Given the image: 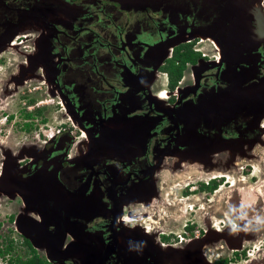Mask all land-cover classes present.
Masks as SVG:
<instances>
[{
	"label": "flooded vegetation",
	"instance_id": "obj_1",
	"mask_svg": "<svg viewBox=\"0 0 264 264\" xmlns=\"http://www.w3.org/2000/svg\"><path fill=\"white\" fill-rule=\"evenodd\" d=\"M177 1L181 7L173 12L159 0L140 5L134 0H0V48L7 44L9 35L16 34L11 43L16 41L29 24L40 29L37 54L30 67L39 66L46 73L52 92L64 101L61 105L66 114L67 105L78 122L72 120L70 128L54 135L42 150L30 152L29 161L17 160V167L8 165L21 171L25 183L38 179L44 193L26 192L24 197L32 202L29 206L20 194L11 195L20 199L22 209L8 219L21 238L19 248L26 253L28 248L29 255L13 256L2 243L0 264H24L35 257L47 264H138L135 253H143L137 262L152 264L154 237L145 231H130L121 220L129 208L155 197L156 177L166 158L207 156L183 152L201 139L206 142L205 149L226 146V151L262 139L264 117L256 126L254 116L245 111L242 99H247L244 95L251 90L240 94L238 85L224 75L226 64L215 41L220 59L199 64L206 58L193 44L196 37L203 36L195 31L202 24L201 2ZM190 37L195 38L178 42ZM172 44L176 46L165 56L163 50ZM183 45H192L200 58L196 64L186 65L182 79L171 90L170 75L164 68ZM256 54L261 55L259 62L248 63L252 69L245 70L254 75L249 82L258 84L264 79V48ZM190 65L193 69L187 68ZM188 69L194 74L193 82L181 86ZM158 75L166 80V92L171 94L166 105L158 97ZM238 103L239 110L228 115L227 109ZM194 107L200 112L211 109L212 113L200 117L197 110H191ZM108 127L114 132L113 139L96 140L95 135L104 136ZM83 128L91 140L86 136L79 141ZM80 142L84 143L81 152ZM220 179L211 181L223 183L226 178ZM41 215L50 226L39 236L42 242L49 240L51 230L52 239L64 244L66 254L54 263L49 261L47 250L42 256L34 247L33 251L30 240L17 228L18 220L21 225L30 224L29 218L42 222ZM165 236L155 240L164 241ZM116 237L122 246L123 239L131 242L133 254L114 250ZM37 242L42 243L41 239Z\"/></svg>",
	"mask_w": 264,
	"mask_h": 264
},
{
	"label": "rangeland",
	"instance_id": "obj_2",
	"mask_svg": "<svg viewBox=\"0 0 264 264\" xmlns=\"http://www.w3.org/2000/svg\"><path fill=\"white\" fill-rule=\"evenodd\" d=\"M261 1L258 7L264 16V0ZM40 31L29 24L20 32L18 46L13 47L10 43L0 48V176L8 156L18 161L28 160L30 152L42 150L51 134L63 133L72 122L61 105L64 101L52 92L46 73L39 66L30 67L37 54L35 43ZM193 44L196 50L200 48L206 54L199 64L216 57L220 59L219 47H215L212 38L198 36ZM175 46L167 45L164 55L169 56ZM189 67L193 69L191 65ZM191 69L188 71L193 73ZM156 82L161 86L160 91L162 88L166 91L163 77L156 78ZM191 82L193 80L189 78L187 82H181V86ZM161 100L166 105V99ZM29 114L32 116L27 117ZM27 124L29 129H26ZM81 136L79 141H84ZM83 144L77 143L80 152ZM255 170L257 176H254ZM222 177L228 182L226 179L223 183L218 182L217 190H200L201 184H211ZM214 178L217 180L212 182ZM231 179L236 181L237 187L230 186ZM156 190V201L148 200L128 209L143 217L151 216L154 222L142 220L130 223L128 227L130 231H145L150 225L152 230L147 234L154 239L161 234L169 236L168 241H151H157L162 249V245L171 246L181 252L179 260L164 264H182L185 257L196 260L193 264L198 260L202 261L200 264H264V136L231 151L201 157L166 158L156 177ZM188 190L193 193L187 196ZM21 209L17 196L0 195V244H4L5 250H11L13 256L27 257L29 250L27 248L26 253L19 248L21 238L13 230V221L8 219ZM188 225L194 228L188 230ZM44 250H38V253L42 256Z\"/></svg>",
	"mask_w": 264,
	"mask_h": 264
},
{
	"label": "water",
	"instance_id": "obj_3",
	"mask_svg": "<svg viewBox=\"0 0 264 264\" xmlns=\"http://www.w3.org/2000/svg\"><path fill=\"white\" fill-rule=\"evenodd\" d=\"M121 2H131L132 0H118ZM138 1V2H136ZM158 1V0H157ZM195 1L199 5V1L201 2V10H200V19L202 24L200 27H197L195 31L200 33L201 35L212 38L217 44L220 46L222 50V59L226 64V70L224 75L232 80L233 85H238L237 89H239L240 94L244 93L243 90L249 91L252 90L255 86H258L256 89L264 86V79H260L259 83L249 82L254 75L249 72L246 73L242 64H250L251 62L256 64L261 59L260 54H256L259 49L264 48V16L263 10H259V3H262L261 0H192ZM135 3L140 5L141 3H150L151 0H134ZM140 3V4H139ZM165 3L166 10L176 12L180 5H178L177 0H159V4ZM32 13V12H31ZM32 15H35L32 14ZM28 20V19H26ZM25 20V21H26ZM16 34L9 35L7 44L11 43ZM5 37H3L4 39ZM2 49H0V53ZM239 70V71H238ZM249 85H246V83ZM244 101V109L249 113V115H253L256 121V126L259 125V122L264 117V92L259 93L257 96L252 99H242ZM74 106V105H73ZM231 108H228V115H234L237 110H239L241 104H233ZM68 110V114L72 117L74 122H77L75 114L70 111L69 106L66 105ZM191 110H197L191 109ZM78 111V110H77ZM198 112L200 117H204L205 114L209 115L212 113L211 109L208 111H201L200 109L196 111ZM79 113V112H78ZM214 114V113H213ZM218 114V113H217ZM217 114L212 115L215 117ZM80 115V114H79ZM224 115V114H223ZM192 119V118H191ZM78 123V122H77ZM87 126H90V123H87ZM92 127V125H91ZM88 139L91 140V136L89 132L83 128ZM260 136L264 133V130L260 129ZM113 130L111 128H107L104 136L95 135L96 140L98 139H113ZM215 138H219L218 136ZM95 140V141H96ZM217 140V139H216ZM109 142V141H108ZM243 145L245 143H242ZM233 144H231L232 146ZM236 146V144H234ZM98 146V145H97ZM206 142L202 139L197 140L195 143L183 150L185 153H191L192 155H210L212 153L220 152L226 149L219 147L216 150L213 149H205ZM233 146V147H235ZM242 146V145H240ZM214 148V146H213ZM32 157V156H29ZM162 161L159 162L158 167H160ZM8 165L18 166L17 160L11 159L7 157L3 170L0 176V195L10 196L13 194H20L22 197L27 193L38 194L40 191L44 193V188L39 184L38 179H32L30 182H24L20 177V172L17 169L9 168ZM157 193L152 195L156 196ZM25 204L27 206L30 205L27 197H24ZM56 206V205H55ZM25 213V212H24ZM42 216V215H41ZM30 224L26 223L25 225H21L19 220L16 223L18 230L30 240L32 246L36 250H47L46 255L50 262H55L57 259H61L62 256L66 254L63 252V242L57 240L55 238L52 239L53 231L49 230L50 238L47 241L42 242V238L39 236L44 235L45 227L50 228L48 225L49 222L46 223V219L42 216V222L36 221L32 218H29ZM45 219V220H43ZM37 239H41L42 243H38ZM119 237L114 238L113 247L114 250L118 251H127L128 254H133V250L130 249L134 247L131 242L127 239H123L125 241V245L122 246V242H120ZM155 240V239H153ZM47 243V246H44V243ZM78 245L79 243H73L74 245ZM152 250V264H164L167 262H172L179 260V255L181 252L177 250V248L166 246L163 249L158 246V242H151ZM121 247L118 249L117 247ZM124 247V248H123ZM142 254H136V263L145 264V261L137 262L138 259L142 258ZM193 260L189 257L182 258V264H193ZM202 261L198 260L196 264H200ZM60 264V262H57Z\"/></svg>",
	"mask_w": 264,
	"mask_h": 264
},
{
	"label": "trees",
	"instance_id": "obj_4",
	"mask_svg": "<svg viewBox=\"0 0 264 264\" xmlns=\"http://www.w3.org/2000/svg\"><path fill=\"white\" fill-rule=\"evenodd\" d=\"M200 58V55L195 53L192 49V45H183L180 48L175 50L174 58L167 64V66L164 68L166 72L170 75V89L175 90L179 81L183 77V71L186 68L187 64H196L198 62V59ZM32 115L29 114L27 117H31ZM26 129H29V124L26 125ZM218 182H213L210 185L201 184L200 190L201 191H209L213 192L218 189L219 187ZM189 192H186V195H188ZM194 226H187L186 229L192 230ZM164 241H168V237H164ZM30 248L33 246L29 243ZM24 264H47L45 261H42L38 259V257H35L34 259L25 262Z\"/></svg>",
	"mask_w": 264,
	"mask_h": 264
},
{
	"label": "bare ground",
	"instance_id": "obj_5",
	"mask_svg": "<svg viewBox=\"0 0 264 264\" xmlns=\"http://www.w3.org/2000/svg\"><path fill=\"white\" fill-rule=\"evenodd\" d=\"M54 14V13H53ZM217 43V42H216ZM20 44V42H19V39H17L16 41H14L13 43H11V46H13V47H15V46H18ZM221 49V48H220ZM221 52H222V50H221ZM251 65L253 64L252 62L250 63ZM244 69H252V67L249 65V64H246L245 65V67H244ZM191 76V77H190ZM159 78V77H158ZM192 79L193 80V78H194V74L193 73H191L190 71H186V74H185V76H184V79L182 80V84L183 83H185V82H187V80L188 79ZM181 84V85H182ZM246 91V90H245ZM248 92V91H247ZM262 92H264V87H261V88H259V90L258 89H255V90H251V92L249 93H245V95H244V97L245 98H250L251 99V97H254V96H257L259 93H262ZM242 94V93H241ZM244 94V93H243ZM236 95V94H235ZM159 98H161V99H166L167 98V93H166V91H165V89L164 88H162V90L159 92V96H158ZM237 98V97H236ZM239 99V98H238ZM228 103V102H227ZM236 103V102H235ZM71 120V119H70ZM54 135L53 134H51V138L53 137ZM86 134L85 133H83L82 134V136H81V138H86ZM257 170H255L254 171V176H257ZM224 176V175H223ZM215 179V178H214ZM230 180V179H229ZM231 182H232V187H237V185H236V181H234V180H232L231 179ZM222 188H224V187H222ZM222 188H220V189H222ZM259 192H261L260 190H259ZM231 197V196H230ZM152 202H154V201H156V198H154L153 200H151ZM151 202V203H152ZM153 206V205H152ZM148 220H147V219ZM142 220H146V221H149V222H154V220L151 218V216H145V217H143V216H141V214L138 212V213H132V212H130V213H128V214H125V216H124V218H123V220H121L124 224H129L130 225V223H138L139 221H142ZM145 226H147V225H145ZM151 230H152V226H150V225H148L146 228H145V232H147L148 234L151 232Z\"/></svg>",
	"mask_w": 264,
	"mask_h": 264
},
{
	"label": "built area",
	"instance_id": "obj_6",
	"mask_svg": "<svg viewBox=\"0 0 264 264\" xmlns=\"http://www.w3.org/2000/svg\"><path fill=\"white\" fill-rule=\"evenodd\" d=\"M17 39H19V37H18ZM17 39H16V40H17ZM59 133H60V131H58V133H57V134H59ZM53 135H55V134H53ZM16 241H17V240H16Z\"/></svg>",
	"mask_w": 264,
	"mask_h": 264
},
{
	"label": "crops",
	"instance_id": "obj_7",
	"mask_svg": "<svg viewBox=\"0 0 264 264\" xmlns=\"http://www.w3.org/2000/svg\"><path fill=\"white\" fill-rule=\"evenodd\" d=\"M76 105H77V103H76Z\"/></svg>",
	"mask_w": 264,
	"mask_h": 264
}]
</instances>
